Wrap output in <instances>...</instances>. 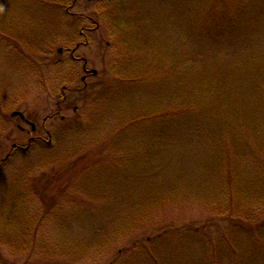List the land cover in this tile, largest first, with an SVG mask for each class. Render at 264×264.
Returning a JSON list of instances; mask_svg holds the SVG:
<instances>
[{
  "label": "rangeland",
  "instance_id": "rangeland-1",
  "mask_svg": "<svg viewBox=\"0 0 264 264\" xmlns=\"http://www.w3.org/2000/svg\"><path fill=\"white\" fill-rule=\"evenodd\" d=\"M72 1L0 0V264H264V0Z\"/></svg>",
  "mask_w": 264,
  "mask_h": 264
},
{
  "label": "flooded vegetation",
  "instance_id": "flooded-vegetation-1",
  "mask_svg": "<svg viewBox=\"0 0 264 264\" xmlns=\"http://www.w3.org/2000/svg\"><path fill=\"white\" fill-rule=\"evenodd\" d=\"M81 33H83V31L81 30ZM87 41H85V40H82V41H79L78 43H77V45H75V46H73L71 49H70V57L72 58V59H74L75 61H78L79 59H80V57H78L77 55H76V51H77V48L79 47V44H85ZM62 52H64V49L62 48V49H59L58 50V53H62ZM82 61H83V70H84V74L82 75V79L83 80H87L90 76H92L93 74H92V72L88 69V67H87V63H86V59H81ZM26 120V122H28V120L27 119H25Z\"/></svg>",
  "mask_w": 264,
  "mask_h": 264
},
{
  "label": "trees",
  "instance_id": "trees-1",
  "mask_svg": "<svg viewBox=\"0 0 264 264\" xmlns=\"http://www.w3.org/2000/svg\"><path fill=\"white\" fill-rule=\"evenodd\" d=\"M72 1V0H71ZM74 1L75 0H73L72 2H71V5L74 3ZM70 5V6H71ZM76 149H78V150H81V151H84V153H83V155H84V157H88V154H89V144H79L78 146H77V148ZM77 151H74V154L76 153ZM87 154V155H86ZM87 161H88V158H87ZM85 164H87V163H85ZM53 201H55V200H52V201H49V202H47L46 204H52L53 203ZM55 204V203H54Z\"/></svg>",
  "mask_w": 264,
  "mask_h": 264
},
{
  "label": "water",
  "instance_id": "water-1",
  "mask_svg": "<svg viewBox=\"0 0 264 264\" xmlns=\"http://www.w3.org/2000/svg\"><path fill=\"white\" fill-rule=\"evenodd\" d=\"M91 72L95 74L97 71H96V69H92ZM12 114L13 115L19 114L22 117L24 116L21 112H17V111H14ZM31 125H32V128L34 129L35 128V124L31 123Z\"/></svg>",
  "mask_w": 264,
  "mask_h": 264
}]
</instances>
